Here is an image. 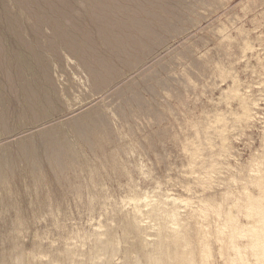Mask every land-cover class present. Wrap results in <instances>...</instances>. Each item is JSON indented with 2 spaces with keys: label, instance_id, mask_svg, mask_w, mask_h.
Here are the masks:
<instances>
[{
  "label": "rangeland",
  "instance_id": "1",
  "mask_svg": "<svg viewBox=\"0 0 264 264\" xmlns=\"http://www.w3.org/2000/svg\"><path fill=\"white\" fill-rule=\"evenodd\" d=\"M54 1L80 48L43 42L48 79L4 65L0 3V264H264V0H137L105 36Z\"/></svg>",
  "mask_w": 264,
  "mask_h": 264
},
{
  "label": "bare ground",
  "instance_id": "2",
  "mask_svg": "<svg viewBox=\"0 0 264 264\" xmlns=\"http://www.w3.org/2000/svg\"><path fill=\"white\" fill-rule=\"evenodd\" d=\"M18 1L21 11L22 12L24 11L29 17L33 19V27L23 24L22 19H16V22H14V19L10 18L9 7L3 2V0H0V3H2L1 5L3 10V16L6 19L5 24L12 32L15 31L16 35L20 36V38L18 39V43L20 47L30 51V56L27 57L23 53L19 52L16 54L15 58L12 57V59H10L8 54H3L2 58L4 60V65L9 66L12 65L14 61H16L15 65L21 66L23 64H27V62L30 61V69L32 72L31 74L35 75V73L41 71L43 76L47 78L49 64L46 61L45 56L39 52V48L41 50V48H43L44 46L43 42H46L48 45L49 43H52V40L58 39L60 42V48L63 50V52L68 54V53H75L76 51L79 50L80 40L72 32L74 30L71 29L69 26H67L65 22L59 18L58 12L56 11L55 8V4H57V2H55L54 0H18ZM80 1L84 6L83 9L85 10V15L88 18L87 20L89 21L91 26L96 28V30H99L100 33H102L104 36L106 35L105 32H108V30L122 29V27L128 22V19L131 18L133 15L131 6L137 2V0H80ZM28 3L33 5L35 8L33 14H29L26 11ZM76 3H77L76 0H71L72 9L76 7ZM137 5L138 3L136 4V6ZM65 15L69 16L70 18L72 17L71 12L69 15V11H67ZM45 28L50 31V34L45 33L44 31ZM43 33L47 36L46 38L42 36ZM23 34H25L24 37L22 36ZM105 38H106V42L108 43V38L107 37ZM51 49H54V51H56L55 46H52ZM62 67H64V64ZM33 71H35V73H33ZM16 80L18 81L16 89L18 94L22 95V101L24 107H35L40 102L46 100L45 90H41L40 88L35 87L33 83L25 81L21 75L17 76ZM250 242L252 243V241ZM262 253L264 254V250L262 251ZM263 254L260 255L262 256ZM257 255L254 256L259 257Z\"/></svg>",
  "mask_w": 264,
  "mask_h": 264
}]
</instances>
